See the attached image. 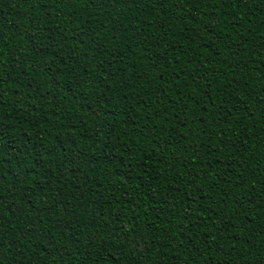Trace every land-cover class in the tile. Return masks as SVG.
I'll return each mask as SVG.
<instances>
[{"label":"trees","instance_id":"16d2710c","mask_svg":"<svg viewBox=\"0 0 264 264\" xmlns=\"http://www.w3.org/2000/svg\"><path fill=\"white\" fill-rule=\"evenodd\" d=\"M0 264H264V0H0Z\"/></svg>","mask_w":264,"mask_h":264},{"label":"snow or ice","instance_id":"6c2138e0","mask_svg":"<svg viewBox=\"0 0 264 264\" xmlns=\"http://www.w3.org/2000/svg\"><path fill=\"white\" fill-rule=\"evenodd\" d=\"M195 119V118H194Z\"/></svg>","mask_w":264,"mask_h":264}]
</instances>
